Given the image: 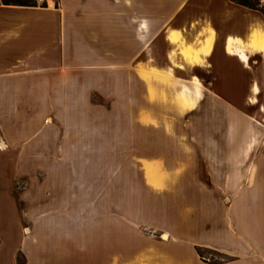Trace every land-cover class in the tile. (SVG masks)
<instances>
[{
    "label": "crops",
    "instance_id": "crops-1",
    "mask_svg": "<svg viewBox=\"0 0 264 264\" xmlns=\"http://www.w3.org/2000/svg\"><path fill=\"white\" fill-rule=\"evenodd\" d=\"M257 31L264 36V14L231 0L31 7L0 0V264H264V51L251 46ZM171 35L181 37L171 43ZM181 47L198 60L186 59ZM153 72L191 90L197 78L195 108L181 113L174 102L180 85L160 84ZM128 75L139 85L133 126L126 124ZM146 80H154L152 100ZM94 96L108 105L94 104ZM158 107L177 120L163 121ZM190 115L198 119L187 127L199 135L180 132V118ZM112 129L120 148L134 147L135 168L116 175L134 177L131 191L150 202L67 205L43 200L47 187H58L44 183L16 201V179L33 178L43 166L56 178L53 161L74 159V193H90L96 160L110 180ZM65 136L74 137V157L63 148ZM199 249L222 259L202 261Z\"/></svg>",
    "mask_w": 264,
    "mask_h": 264
},
{
    "label": "rangeland",
    "instance_id": "rangeland-1",
    "mask_svg": "<svg viewBox=\"0 0 264 264\" xmlns=\"http://www.w3.org/2000/svg\"><path fill=\"white\" fill-rule=\"evenodd\" d=\"M264 2V0H263ZM180 35H179V39H180ZM191 47V46H190ZM181 49H183L181 47ZM182 53V52H181ZM133 66L131 64L127 65V70H128V74L132 71ZM154 75L157 76V81L160 84H166V85H180L179 90L176 93L175 96V104L178 108V110L182 113V112H186L189 110H192L195 108L196 102L201 98L199 97L198 99L194 100L193 106L191 109H186L183 104L181 103L180 100V93L182 91H184V87L183 85H185L184 83H180V82H172L168 79V77L160 72H153ZM130 75H128L129 77ZM154 80H146L144 81V83L146 84L147 87V93L149 98L152 100L156 97L157 95V90L154 87L153 84ZM114 83L116 82H112V85H114ZM125 91L127 94V98H126V116H127V120H126V124L127 126H133L134 124V118L136 116V110H135V97L134 94L136 92L137 89H139V85L135 82V80L133 78H130L126 81L125 84ZM192 85H193V89L191 90L188 86H186L189 89V94L187 93L188 97H192L193 95V90L195 89L194 87V83L192 81ZM113 87V86H112ZM119 89V88H117ZM124 90V87L122 86V88ZM151 89V93L150 90ZM201 94V93H200ZM113 98L111 99V104L113 103ZM92 102L94 104H101V105H108V102L101 100V98L98 97H92L91 98ZM104 102V103H103ZM114 110V109H113ZM158 116H161L163 118V121L167 120L168 117H170L169 119L173 121H176L177 119L172 118L173 114L169 113L167 114L166 108H161L158 107V109H156ZM195 116H187L185 117H181L179 122H178V126H180V132L184 133L185 136H190L193 135V133H197L198 134V130L195 129H190L187 123L188 121H192V120H197L198 117ZM112 121L117 120L115 118V114L112 113V117H111ZM183 122H185V125H183ZM182 128V129H181ZM179 130V129H178ZM115 131L112 129L111 130V150H110V157H111V176H110V180L108 178H106L107 176L103 177V169H102V165L100 164L99 161H95L94 162V167H93V174L89 177L88 179V189L87 191H89L90 193L87 192H79V193H74V159L73 160H64V161H53L49 163V167L51 169H58L60 171H58L59 176L58 177H48L46 176L47 172L44 170L45 166H43V168L41 170H37L34 172V176L33 178H28V177H23V178H18L15 181V194H16V201L19 202L20 200V195L22 193V191H24L26 188H30V185L35 184L38 186H41L43 183L44 184H48V185H58V187L56 186H50L47 187L46 191H44V197L43 200H50V201H62V202H67L68 203L72 202V204H74V201L78 200V201H86V200H94V201H103V200H111V201H117V200H125L127 202L129 201H135V200H140L143 199L144 202H150L152 199L150 198L149 195L147 194H142V196L138 193H134L133 191H131L132 188H130V185L134 182V177H130V176H119L116 175L119 172V168H121L122 172L124 170H129L130 168H135V164H134V158H133V148L131 149H123L122 147L120 148V144L122 142L119 141L118 137H117V132L115 134ZM128 131V130H127ZM202 131V130H201ZM67 138V139H66ZM64 144L68 143L70 145H63V148H67L66 152H68L67 154H69V157H74V137L72 138V140L68 141V137H64ZM120 142V143H119ZM130 141H127V143H129ZM91 151V150H90ZM66 154V155H67ZM98 154V153H97ZM99 155V154H98ZM148 162H143V166H144V176H145V180L146 182L148 181L146 178V170H145V164ZM154 169V171L161 176V174L159 173V168L156 164H152L150 163ZM117 172V173H116ZM62 173V177L61 176ZM124 174V173H123ZM161 178H163L161 176ZM105 183V185H104ZM61 184V186H60ZM148 184V183H147ZM84 185V184H83ZM107 185V187H106ZM110 185V191H108V186ZM121 185H127V189H125L124 191H121L120 193L118 192V186ZM60 187V188H59ZM58 188V190L56 191V189ZM82 188V187H81ZM106 190L107 188V192L103 193V190ZM124 189V188H123ZM93 190L94 193H91ZM35 192V191H34ZM35 197L37 198V192L34 193ZM42 194V195H43ZM148 204V203H147ZM19 211L22 212L24 211L23 209H21V206L19 208ZM54 211V210H51ZM63 213L69 215L71 212L74 213V210L70 209V208H64L61 210ZM126 211L128 212H132L133 210L127 209ZM145 211L148 213V215H143V216H151L152 210L151 209H146L143 210V213H145ZM142 231L144 233H152V230L148 227H144L142 228ZM155 232V230H154ZM198 253L200 254V257L202 259V261L205 262H210V263H215V262H219L221 261L222 258L216 257L215 254L213 252H208V251H204L199 249ZM18 262H21V256L18 255Z\"/></svg>",
    "mask_w": 264,
    "mask_h": 264
},
{
    "label": "bare ground",
    "instance_id": "bare-ground-1",
    "mask_svg": "<svg viewBox=\"0 0 264 264\" xmlns=\"http://www.w3.org/2000/svg\"><path fill=\"white\" fill-rule=\"evenodd\" d=\"M51 3V2H49ZM258 34L255 35L252 39V43H251V46L257 50H263L264 51V36L262 34H259V31H257ZM263 33V32H262ZM171 34V33H170ZM172 36V35H171ZM169 36L171 39H170V42L171 43H177L179 41V38L177 36ZM187 48V47H186ZM251 48V47H250ZM193 49V48H192ZM196 49V48H195ZM194 49V51H195ZM231 50V49H230ZM253 51V50H252ZM181 54L186 57V59H191L190 62H193V61H197L198 58H193V54L191 53V51H186L185 49H181ZM262 54V53H261ZM196 56V55H195ZM241 58H245L246 56H244L243 54H241ZM246 60V59H244ZM199 62V61H198ZM245 62V61H244ZM193 83H194V87L195 89L193 90V95L192 97H188L187 93L189 94V89L183 85L184 87V91H182L180 93V100H181V103L183 104V106L186 108V109H191L192 106H193V103H194V100L195 99H198L200 97V82L197 80V78H193ZM151 93V91H150ZM149 166V165H148ZM149 169V175H150V168L148 167ZM148 176V175H147ZM151 181L153 178H151ZM164 238H166V236H164Z\"/></svg>",
    "mask_w": 264,
    "mask_h": 264
},
{
    "label": "trees",
    "instance_id": "trees-1",
    "mask_svg": "<svg viewBox=\"0 0 264 264\" xmlns=\"http://www.w3.org/2000/svg\"><path fill=\"white\" fill-rule=\"evenodd\" d=\"M1 1L4 5L25 6V7H31L37 5L36 0H1ZM231 1L245 8L251 10H258L264 14L263 0H231Z\"/></svg>",
    "mask_w": 264,
    "mask_h": 264
},
{
    "label": "built area",
    "instance_id": "built-area-1",
    "mask_svg": "<svg viewBox=\"0 0 264 264\" xmlns=\"http://www.w3.org/2000/svg\"><path fill=\"white\" fill-rule=\"evenodd\" d=\"M53 0H36L37 5H44L45 3L52 2Z\"/></svg>",
    "mask_w": 264,
    "mask_h": 264
}]
</instances>
